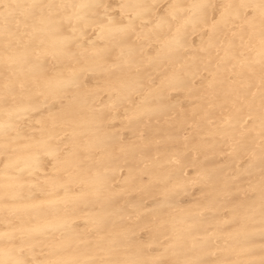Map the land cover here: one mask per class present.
Listing matches in <instances>:
<instances>
[{
  "label": "bare ground",
  "instance_id": "bare-ground-1",
  "mask_svg": "<svg viewBox=\"0 0 264 264\" xmlns=\"http://www.w3.org/2000/svg\"><path fill=\"white\" fill-rule=\"evenodd\" d=\"M0 264H264V0H0Z\"/></svg>",
  "mask_w": 264,
  "mask_h": 264
},
{
  "label": "snow or ice",
  "instance_id": "snow-or-ice-1",
  "mask_svg": "<svg viewBox=\"0 0 264 264\" xmlns=\"http://www.w3.org/2000/svg\"><path fill=\"white\" fill-rule=\"evenodd\" d=\"M10 7V6H9Z\"/></svg>",
  "mask_w": 264,
  "mask_h": 264
}]
</instances>
